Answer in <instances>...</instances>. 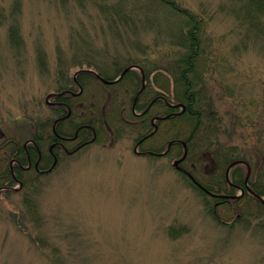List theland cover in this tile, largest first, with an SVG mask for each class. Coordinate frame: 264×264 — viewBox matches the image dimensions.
<instances>
[{"label":"rangeland","instance_id":"374dc122","mask_svg":"<svg viewBox=\"0 0 264 264\" xmlns=\"http://www.w3.org/2000/svg\"><path fill=\"white\" fill-rule=\"evenodd\" d=\"M16 1L18 49L9 39ZM68 1L0 0V144L27 143L41 122L53 120L51 95L87 62L126 68L149 59L164 66L178 56L166 33L178 34L179 18L163 5L85 0L81 7ZM172 1L204 22L208 103L203 108L214 117V127L210 147L195 152V161L198 177L206 181L214 169L209 159L219 155L216 147L245 158L264 156V44L251 35L258 28L264 33V23L254 30L241 24L230 14L238 8L231 0ZM118 3L119 17L127 18L132 30L117 16L102 15L101 5ZM63 72L66 78L60 77ZM92 85L101 107L96 114L108 113L105 100L116 88ZM126 137L112 148L91 146L40 180L38 226L27 217L19 187L0 197V264H264V215L244 202L217 208L210 200L215 221L206 200L168 160L137 156L135 134Z\"/></svg>","mask_w":264,"mask_h":264},{"label":"trees","instance_id":"16d2710c","mask_svg":"<svg viewBox=\"0 0 264 264\" xmlns=\"http://www.w3.org/2000/svg\"><path fill=\"white\" fill-rule=\"evenodd\" d=\"M57 2H60L62 5L67 4L68 0H55ZM77 2V4L81 7H83L85 0H74ZM151 2L159 3L166 7L168 11L174 16H177L179 18V25L177 28V35L174 36L173 34L166 33L170 36L172 39L171 44L174 47H177L179 49L178 56L174 60H170L172 63H169L164 66L158 65H147L143 67L144 71L146 72V77L148 80V88L147 90L142 94L141 100H146L148 97H150L153 94L156 95H163L168 99L170 102H180L186 106V111L182 113L180 116H176L167 122H164L163 124V131L160 133V135L157 136V138L161 141L166 140L167 137H169L171 140L176 139H183L186 136L187 130L191 127H193L194 132L191 137V140L189 138L186 139L188 142L190 155L194 151H198L202 149L203 147H210V145L205 144V140H201L198 136L203 135V133H206L207 135L212 134V127L214 126V119L210 118L209 116H206V114L203 112L201 101L204 98V92H203V86H204V77L205 73V65L204 61L207 59L206 56H208L207 50L204 47V40H203V33H204V22L199 19V17L194 14L189 9L184 8L181 4L172 1V0H149ZM235 4V6H238L237 9H233L230 14L235 17L238 21L242 22L241 24L248 23L250 24V27L252 30L256 28V23H264V0H231ZM234 6V7H235ZM122 7L121 3L115 4L113 6H100V10L102 15L105 17L106 20H109V17H115L117 16L119 23L123 26H126L132 30L134 27L131 26V22L125 19H121L119 17L120 10L119 8ZM236 8V7H235ZM241 12L244 13V16L241 17ZM21 13L20 11V3L18 1L15 2V4L12 7L11 10V17L15 21L16 24H12L9 27V39L11 45L18 49L21 46V36L19 32V28H17L16 25H18L16 18ZM15 16H17L15 18ZM15 18V19H14ZM115 22V20H112ZM19 27V26H18ZM255 33L251 34L252 39L261 42L264 44V33L258 29H255ZM168 36V38H169ZM169 38V39H170ZM146 61H150L149 59H146ZM39 62L41 67H44L45 59L42 54V52L39 53ZM60 64H63V60H60ZM83 68V67H82ZM65 68L61 67V72ZM96 69L99 71V74L101 76H104L107 80H113L114 77L110 78L107 75L103 73V67L97 66ZM123 70H119L118 73H121ZM159 73V74H158ZM60 77H65V73H60ZM64 78V79H65ZM85 75H80L77 79V81L84 86V80ZM70 82V84H69ZM73 80L68 81L67 79L61 83L62 85H72ZM64 86V87H65ZM115 86H118V91L123 92L126 95V92H131L132 94H136L138 89L141 86V80L139 78V75H137L135 72H129L125 75L124 79L116 84ZM64 87L61 86V90L64 89ZM112 95V94H111ZM62 101H66V99L62 98ZM106 105L108 109H112L111 111L115 114L118 111L119 101L118 98H115V96H111L110 99L105 100ZM100 101L95 102V106L98 110L101 109V107H98L96 103H99ZM162 104V103H161ZM56 114L61 115L64 111L63 109H57L55 110ZM94 125V123H92ZM100 126L104 127V124L102 122H99ZM176 125L177 131L171 130L172 125ZM65 124H62L57 128V132L60 135H66L68 132L63 131L62 128H66L64 126ZM64 126V127H63ZM121 128V126H118ZM70 132V129L67 128ZM98 141L101 139V129L96 130ZM50 139H53L52 135L49 136ZM194 139V140H193ZM41 152L42 156H45V153L43 151L45 142H41L39 138L33 139ZM193 141V142H192ZM12 152L6 151L1 155L2 164L0 165V188L3 187H14L18 182H20L23 185L22 188V196H23V203L26 208L27 217L30 219L32 223H35L37 226L39 225L40 221V215H39V204L37 197H39V193L41 189L39 188V181L40 176L32 173H25L21 170H19L17 167H15V177L12 175L10 168L8 166L9 162L11 161V158L16 153V147L20 148L21 153L17 156V159L21 163L22 166L26 167L28 164V160L24 152L22 151V147L18 142L14 143V146ZM232 151V150H231ZM32 153V152H31ZM234 154H227L225 157L231 159V156H235L236 158H239L238 156H241L239 153L233 152ZM32 155V161H35L38 159L37 151L34 150ZM243 156V155H242ZM241 156V157H242ZM243 158V157H242ZM260 166V173L261 175H264V156H263V162L261 161ZM48 165V164H46ZM243 173V172H242ZM242 173H234L233 174V182L235 184L240 185L244 187V174ZM16 179V180H15ZM238 179H241L239 182ZM254 191L259 195H264V186L259 187L257 185H252ZM207 189L211 192H214V188L211 186H207ZM221 189H218V192H221ZM11 195L10 192H2L0 193V196L7 198ZM203 196V194H202ZM216 203V202H214ZM234 206H237V202H232ZM230 202H227V207L229 206ZM205 207L211 214V217L218 221V218L216 217L215 207L211 205V203L208 202V200L205 201ZM228 208H231L230 206ZM264 209V207H262ZM173 232V230H172Z\"/></svg>","mask_w":264,"mask_h":264},{"label":"flooded vegetation","instance_id":"af4514ba","mask_svg":"<svg viewBox=\"0 0 264 264\" xmlns=\"http://www.w3.org/2000/svg\"><path fill=\"white\" fill-rule=\"evenodd\" d=\"M80 75H85V80H84V86H82L80 83L77 81H74L75 85L79 87L81 94L74 92L73 90H68V91H61L57 94H55L53 98V103H50L51 109L57 110V109H63L65 112L62 113V115H59L55 118L52 124V132L54 134V128L56 125L59 126L60 124L64 122H68L67 115L70 112L71 114V119L74 121V118L76 117V113L78 110H80L81 115H80V123L74 122L72 124H69V127L73 130V132L67 133L66 135H60L58 132L54 134V141L51 142L49 139H47V147L45 149V156L43 157L41 152L39 151L38 147L34 144L35 142L29 141L27 142L21 149L24 152V154L27 157L28 164L26 167L22 166L19 160L17 159V156L19 153H21L20 148L16 147V154L13 155L12 161L10 163V171L12 175L14 176L15 172V167H17L19 170L25 172V173H32L36 175H46L49 174L51 171L52 165L57 161V165L61 162L64 156H73L78 153H82L90 148L91 145H93L94 140L98 139L97 136V131L95 127L92 124L89 123H84L85 116L87 115L88 106L81 102V98L84 96V93L87 89V86L89 84H92V82L99 80V73L94 70H89V69H83L80 72ZM66 99V101H62L61 99ZM137 99V98H135ZM162 103V104H161ZM175 106V107H174ZM179 105H173L169 103L167 99H165L162 96H150L146 100H141L140 97L136 100H133V103L131 104L130 110L133 112L135 118L137 119L135 122L129 121L128 123L133 126V129L135 130V133L137 135V138L134 143V154H136L139 157H147L150 156L152 158H160V159H166L169 162H171V165L174 164L176 161H179L183 155H184V146L180 145L183 151V155L179 157V150L176 149L175 152H172L170 155V152L173 147L177 148L175 145L171 147V149L168 151L169 148V143L165 145V147L158 149L157 151H163L166 152L165 156H160L162 152H153V151H148V144L151 142V139L156 136L157 132L162 130V124L163 122H167L168 120L176 117L180 112V109L177 107ZM163 107L165 109V112H161L163 110ZM67 111V114H66ZM152 111L155 112V114H152ZM186 111V109L183 110V113ZM165 119V120H163ZM58 121V122H57ZM112 123L115 125L118 122V119H111ZM57 122V124H55ZM87 122V121H86ZM126 123V128L125 130H130V127L128 123ZM56 131V130H55ZM110 135H112V138L114 137V129H109L107 131ZM53 137V136H52ZM48 138V137H47ZM96 142V141H94ZM97 143V142H96ZM111 143H114L112 140ZM103 145L102 147L107 146L106 143L104 144V140L101 142ZM14 144L11 141H7L3 144L2 147L8 148L10 147L12 149V146ZM187 148V146H186ZM163 149V150H162ZM34 150L37 151L38 154V159L35 161H32V155ZM32 152V153H31ZM153 154V155H150ZM52 162H51V161ZM210 163L213 165L214 169L212 172H207L208 177V184H212L217 186V180H221V184L223 181L222 177L223 175L219 174L220 172V167H219V162L215 158H210ZM51 162V166L49 165ZM46 164H48V168H46ZM232 165L229 164L225 168V173H224V178H225V184L228 189V192L226 193H215L217 195H223L226 196V198L233 197L230 193H236L237 195L240 194L241 200H250L253 202H261L262 201L259 199L258 194L254 195L249 190L245 187L243 188L241 186V183L239 185L232 183L228 180L227 176L231 178V175L233 174L234 171L235 173L239 174L241 172H237L236 167L243 168L242 166H235L231 167ZM182 172L181 174L186 176L190 182L198 188L202 192L207 193V189L203 184L199 182L198 177H197V172L199 165L196 163L195 160H189L187 157L185 161L180 163L177 166ZM236 169V170H235ZM219 170V171H218ZM192 176V178L190 177ZM197 177V179H196ZM220 177V178H219ZM194 179V180H193ZM240 182L241 179H238ZM196 183V184H195ZM240 191L243 193L241 194ZM229 200L232 201L230 198ZM234 201V200H233Z\"/></svg>","mask_w":264,"mask_h":264},{"label":"water","instance_id":"95a60500","mask_svg":"<svg viewBox=\"0 0 264 264\" xmlns=\"http://www.w3.org/2000/svg\"><path fill=\"white\" fill-rule=\"evenodd\" d=\"M104 83H107V82L104 81ZM176 165H177V164L175 163V166H176Z\"/></svg>","mask_w":264,"mask_h":264}]
</instances>
